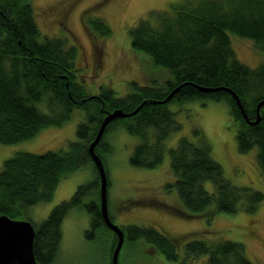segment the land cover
I'll return each mask as SVG.
<instances>
[{
    "label": "trees",
    "instance_id": "trees-1",
    "mask_svg": "<svg viewBox=\"0 0 264 264\" xmlns=\"http://www.w3.org/2000/svg\"><path fill=\"white\" fill-rule=\"evenodd\" d=\"M169 6L166 10H150L128 29L130 48L164 69V80L149 86L133 81V90L125 95L101 86L92 95L76 72L75 46L63 38L41 37L31 0H0V144L23 142L45 127L63 125L75 109L83 114L76 125V140L70 141L65 150L23 151L3 160L0 214L31 221L30 208L49 200L67 174L88 166L95 173L94 179L78 185L67 201L51 208L47 218L37 224L31 221L35 229L33 254L38 264L57 263L64 238L62 221L72 208L88 213L90 226L83 231L86 242L106 257L107 264H112L116 233L103 221L100 178L88 152L107 111L121 108L128 113L140 105L136 113L108 123L95 152L103 159L102 155L111 149L105 134L121 126L141 137L130 154V165L152 168L165 156L164 141L182 127L175 119L176 112L170 110L171 104L225 101L237 129L236 148L240 153L257 149L255 159L264 181V103L257 123L250 122L257 119L256 106L264 101V63L255 68L243 64L230 44L233 33L264 51V0H188ZM88 24L97 39L112 33L103 18L89 20ZM176 86L179 90L169 101L157 102ZM223 86L237 93L249 119L243 116L232 94L220 88ZM199 87L218 89L207 92ZM192 131L194 140L182 136L167 149L173 179L165 186L176 191L183 206L174 208L175 214L208 219L219 212L256 210L264 192L227 179L222 164L213 157L209 141L197 129ZM207 182L212 184L211 190L206 188ZM122 230L124 244L142 239L166 261L190 264L194 258L203 260L204 255L203 264H256L247 256L242 242L192 239L183 245L180 257L175 247L178 244L158 229L134 224Z\"/></svg>",
    "mask_w": 264,
    "mask_h": 264
},
{
    "label": "rangeland",
    "instance_id": "rangeland-1",
    "mask_svg": "<svg viewBox=\"0 0 264 264\" xmlns=\"http://www.w3.org/2000/svg\"><path fill=\"white\" fill-rule=\"evenodd\" d=\"M188 0H31L34 19L41 37L63 38L75 46V67L79 79L85 83L87 93L94 95L101 86L110 87L116 95H125L133 90V81L138 85L159 84L167 76L161 67H155L143 53L130 48L128 29L150 10H166L171 4ZM192 2L196 0H190ZM103 18L112 33L96 38L88 21ZM230 44L237 58L251 68L264 63V51L253 47L251 40L230 33ZM175 119L182 127L164 141L165 156L152 168H139L129 163L130 154L141 137L128 133L123 127L108 129L105 140L111 146L102 156L109 181V215L119 226L138 225L158 229L173 239L180 257L183 245L192 239L202 238L207 242L234 240L242 242L247 256L256 264H264V199L251 213L219 212L208 218H184L175 214L174 208H182L174 189L165 183L173 179L167 149L177 144L178 138L187 136L194 140L197 129L209 141L215 160L223 166L227 179L236 185L250 186L264 192V181L255 159L257 149L240 153L236 148V126L225 101L207 100L202 104L195 100L171 104ZM72 117L60 126L45 127L32 139L12 144H0V168L3 160L17 152L43 153L46 150L66 149L76 140L77 123L83 118L75 109ZM102 158V157H101ZM94 170L82 167L67 174L57 184L52 197L39 202L29 210L31 221L39 223L48 217L49 211L62 201H67L78 185L87 184L94 178ZM211 190L212 184L206 183ZM165 205L172 207L168 210ZM89 216L83 209L72 208L62 221L64 238L56 264H107L106 257L89 245L84 230L89 228ZM208 220V221H207ZM124 241V240H123ZM124 244V243H123ZM118 257L120 264H179L165 260L162 253L150 248L149 243L136 239L122 245ZM202 259L190 264H203ZM187 263V262H186Z\"/></svg>",
    "mask_w": 264,
    "mask_h": 264
},
{
    "label": "water",
    "instance_id": "water-1",
    "mask_svg": "<svg viewBox=\"0 0 264 264\" xmlns=\"http://www.w3.org/2000/svg\"><path fill=\"white\" fill-rule=\"evenodd\" d=\"M179 86L174 87L170 93L163 99L157 102H167L170 97L176 93L179 89ZM201 90L207 92H213V90H217V87H199ZM221 89H226L229 91L232 96L236 99L238 107H240L243 116L247 118L244 107L240 102V97H238L237 93L231 90L228 87H220ZM264 101H261L257 104V119L254 121H250L252 123H257L259 120V108L260 105L263 104ZM140 107V105H139ZM137 107L131 112H124L121 108L114 109L113 111H107L106 116L101 121V125L99 126L95 138L89 143L88 152L90 157H92V161L94 166L98 171V177L100 178L99 183V199H100V210L102 214L103 221H105L106 225L109 227L111 231L116 233V244L112 250L111 263L119 264L118 257L120 254V249L124 243V231L122 227L117 225L113 220H111L108 210V178L107 171L104 167L102 158L95 152V147L102 137V134L105 128L108 126V123L118 117H127L131 114L136 113L138 110ZM249 119V118H247ZM34 225L31 223L29 219H13L7 214H0V264H38L35 256L33 254V239L35 236Z\"/></svg>",
    "mask_w": 264,
    "mask_h": 264
}]
</instances>
